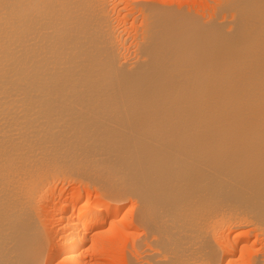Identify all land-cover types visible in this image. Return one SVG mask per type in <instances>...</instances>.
Masks as SVG:
<instances>
[{
  "label": "bare ground",
  "instance_id": "bare-ground-1",
  "mask_svg": "<svg viewBox=\"0 0 264 264\" xmlns=\"http://www.w3.org/2000/svg\"><path fill=\"white\" fill-rule=\"evenodd\" d=\"M124 1L0 0V264H264V0Z\"/></svg>",
  "mask_w": 264,
  "mask_h": 264
},
{
  "label": "rangeland",
  "instance_id": "rangeland-1",
  "mask_svg": "<svg viewBox=\"0 0 264 264\" xmlns=\"http://www.w3.org/2000/svg\"><path fill=\"white\" fill-rule=\"evenodd\" d=\"M180 1V2H179ZM175 0V2L173 1V4L176 6V8H183L184 10H190L191 9V12H193V10H194V13H196L197 12V14H199L200 16L201 15H203V16H201V17H204L205 16V18H209V10H211V8L215 5V4H213V3H216V1H218V0ZM189 1V2H188ZM211 1H212V3H211ZM214 1V2H213ZM125 2L127 3V1L125 0L124 1V3L122 2V4H121V6H124L125 5ZM144 2H145V0H144ZM147 2V1H146ZM165 2H167L166 4H170V0H168V1H165ZM124 4V5H123ZM182 4V5H181ZM211 4H213V5H211ZM187 5V6H186ZM211 5V6H210ZM186 6V7H185ZM192 6V7H191ZM198 6V7H197ZM209 7V8H208ZM201 9H202V11H201ZM203 9H204V11H203ZM205 9L207 10V11H205ZM197 10V11H196ZM200 10V11H199ZM131 10H128L127 12L129 13ZM199 12H203L202 14L201 13H199ZM208 13V14H207ZM131 17V18H130ZM130 17L128 16V20L130 21V20H132V15H130ZM72 183V184H71ZM75 184L76 183H74V182H72V181H70L69 183H64V184H60L61 186H59L60 188H59V190L57 191V193L58 194H60V191H61V189L63 188V189H65V192H67V194L69 193L68 191H70V190H74V189H78V188H81V189H85V188H82V187H84L83 185H80L79 186V184H76V186L77 187H75ZM64 185H65V187L67 188H64ZM71 186V187H70ZM70 187V190L68 189ZM72 187H74V188H72ZM72 188V189H71ZM67 190V191H66ZM64 191V190H63ZM61 193V195H60V197H61V199H63L62 197H64L65 196V194L66 193ZM71 192V191H70ZM58 194H54V195H52L51 197L49 196V197H46V198H44V200H43V202L41 201V203H39V210H38V212H39V214L40 215H42V216H45L46 214H47V212H49L48 211V209L50 210V209H52L53 208V205H55L58 201H60L59 199H60V197H59V199H58ZM93 196H94V194H93ZM52 200H51V199ZM53 198H54V200H53ZM93 198V197H92ZM95 199L96 198H98V196H95L94 197ZM94 198H93V200H94ZM45 199H49V203H46L47 202V200H45ZM99 199V198H98ZM52 201V202H51ZM56 203H55V202ZM52 204H51V203ZM43 203V204H42ZM127 204V209L128 208H130L131 207V202H127L126 203ZM46 207H45V206ZM48 205V206H47ZM48 207V208H47ZM51 207V208H50ZM51 211V210H50ZM118 225V224H117ZM117 225H110L109 224V226L107 225L106 227H105V229L104 228H102L103 230H106V228H107V233H105V231H104V233L106 234V236L108 237V238H106V236H104L105 238H102L101 240L99 239L98 240V238L97 239H95V244H96V246L95 247H101V248H105V246H106V248L108 247V248H110L111 246V249H112V251L114 252L113 254L111 253H108V254H102V255H98V256H94V257H90L91 256V254H89L90 256H88V255H86V256H88L87 258H88V261H91V260H95L96 258V260H95V262H99V264H109L110 262H112V263H115V264H127V262H129V264H130V261L132 260V261H135V262H137L138 260H139V254L137 255L136 253H135V249H134V242L132 243L131 241H133V239H136L137 238V234L139 233L137 230H134V229H131V228H125V231L127 230V232H126V236H121L120 234H121V231H119L120 230V227H121V225H120V227L118 228L117 227ZM50 226V225H49ZM119 226V225H118ZM117 227V228H116ZM133 228V227H132ZM112 229H113V232L114 231H119L118 232V235H120V237L122 238V241H120L119 240V237H116L117 235L115 234H112V236H110L109 235V231H111L112 232ZM131 229V231H129ZM136 229V228H135ZM129 231V232H128ZM124 234V233H123ZM133 234H134V236H133ZM129 235H131L132 236V240H130V238L128 239V237H129ZM109 236H110V238H109ZM253 238H255L254 236H252L251 237V239H253ZM104 239H109L108 241H105ZM119 240V241H118ZM127 240H128V242H127ZM102 241L103 242H105V245H104V243H102ZM114 241H115V243H114ZM137 241V247L139 248L140 246V243L142 242V240L141 239H138V240H136ZM102 243V244H100V243ZM112 242V243H111ZM116 242H120V243H116ZM131 242V245L129 244ZM97 243H98V245H97ZM110 245H109V244ZM124 243V244H123ZM113 244V245H112ZM122 244V245H121ZM132 244H133V246H132ZM260 243H257V245L258 246H260L259 245ZM101 245V246H100ZM102 245L104 246V247H102ZM108 245V246H107ZM118 245V246H117ZM124 246V249H126L125 251H124V249L121 247V246ZM128 245V246H127ZM114 246V247H113ZM256 247V248H259V247ZM116 247V248H115ZM117 247H118V249H117ZM119 247H120V250H119ZM125 247H127V248H129V249H127V248H125ZM115 248V249H114ZM123 250H122V249ZM140 249V248H139ZM115 250H117V251H115ZM119 250V251H118ZM122 250V251H121ZM130 250H132V251H130ZM123 251H124V253H123ZM127 251V252H126ZM117 252V253H116ZM123 253V255L121 254V253ZM134 252V253H133ZM131 253V254H130ZM111 255H112V257H111ZM126 255V256H125ZM107 256V257H106ZM109 256V257H108ZM115 256V257H114ZM137 256V257H136ZM90 257V258H89ZM114 257V258H113ZM123 257V258H122ZM92 258V259H91ZM94 258V259H93ZM101 258V259H100ZM125 258V259H124ZM100 259V260H99ZM116 261V262H115ZM124 261V262H123ZM91 263V262H90ZM111 263V264H112ZM91 264H94V261L91 263ZM95 264H98V263H95Z\"/></svg>",
  "mask_w": 264,
  "mask_h": 264
}]
</instances>
